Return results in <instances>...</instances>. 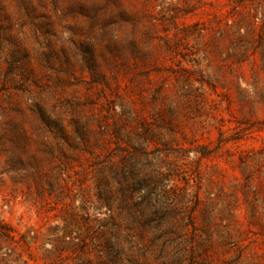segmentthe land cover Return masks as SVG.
<instances>
[{
    "label": "rangeland",
    "instance_id": "1",
    "mask_svg": "<svg viewBox=\"0 0 264 264\" xmlns=\"http://www.w3.org/2000/svg\"><path fill=\"white\" fill-rule=\"evenodd\" d=\"M0 264H264V0H0Z\"/></svg>",
    "mask_w": 264,
    "mask_h": 264
}]
</instances>
